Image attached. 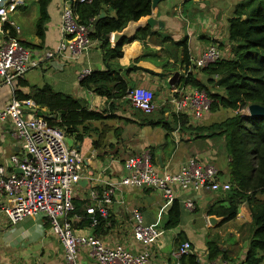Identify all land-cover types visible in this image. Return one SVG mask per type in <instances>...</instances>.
Returning a JSON list of instances; mask_svg holds the SVG:
<instances>
[{"label":"crops","instance_id":"crops-1","mask_svg":"<svg viewBox=\"0 0 264 264\" xmlns=\"http://www.w3.org/2000/svg\"><path fill=\"white\" fill-rule=\"evenodd\" d=\"M69 1H49V17L44 26L43 42L36 33V21L40 14L38 0H23L12 11L10 19L15 35L24 44L31 45L38 53L40 62L39 66L29 69L23 77L13 80L11 85L0 83V109L13 94L16 95V90L31 93L33 86L48 82L55 90L81 98L89 108L102 112L103 118L84 123L86 130L79 143H75L73 136L67 135L71 137V142L67 143L79 147L83 166L81 177L86 180L77 182L74 187L73 198L80 204V209L73 211L70 217L79 232L95 233L87 222L90 218L86 212L88 190L100 189L107 181H117L125 175V158L131 153L148 150L152 162L159 169L168 168L173 171L187 157L194 155L206 162L215 163L222 172L218 158L224 136H195L194 129L195 123L207 124L217 120L216 116L209 113L207 120L210 122L189 119L184 126H180L172 105L168 101V105H164L171 85L166 86L164 79L168 80L175 70L179 71L178 80L183 75V47L176 43L182 38L186 39L190 58L198 56L211 42L225 51L230 43L228 18L233 15L234 6L240 0H160L151 8V13L162 20L163 25H147L155 33H147L144 37L123 43L122 55L116 62L123 67L129 64L137 66L124 74L125 79L131 85L141 84L154 90L158 86L161 88V97L164 95L166 98L162 101L158 99V108L151 112L137 109L128 97L109 100L79 85V73L83 68H104L97 41L93 42L87 52L76 58L58 55L49 59L45 57V49L54 48L61 37V10ZM112 13L113 11L110 14ZM149 15H143L139 19H146ZM143 53L146 55L140 57ZM191 71L203 77V73L197 68H192ZM39 109L48 111L44 105H40ZM164 121L170 125L169 129L163 126ZM84 124L79 125L81 131ZM11 129L8 121L0 123V164L6 163L10 153L22 154ZM226 161L228 162V154ZM175 188L174 199H178L180 203V221L177 225L164 226L172 201H167L161 191L152 187L120 185L115 190L109 207V220L95 234L104 242H123L132 250H138L142 245L133 233L134 218L131 213L132 208L136 207L141 212L143 223L160 230L157 239L150 245L152 264H190L183 261L182 255L177 251L183 240L190 242V253L197 255L199 263L208 264L214 259L227 264H246L252 232V218L246 200L238 203L233 218L222 221L219 212L207 213V208L214 204V208L219 210L221 205H228L225 191L204 188L189 192L178 186ZM187 196H192V209L183 203ZM210 216L215 217L212 222L209 221ZM210 239H214L221 250L213 259L208 258L207 241ZM79 256L80 264H96L85 248L80 251ZM38 261L66 264L63 247L56 234L41 217L25 216L11 223L0 211V264H35ZM257 264H264V258Z\"/></svg>","mask_w":264,"mask_h":264},{"label":"built area","instance_id":"built-area-1","mask_svg":"<svg viewBox=\"0 0 264 264\" xmlns=\"http://www.w3.org/2000/svg\"><path fill=\"white\" fill-rule=\"evenodd\" d=\"M22 1L0 0V83L11 85L13 80L23 77L40 62L38 53L11 33L13 22L10 15ZM71 1L61 10L59 41L54 48L44 51L47 59L55 55L76 58L96 41L90 36L91 26L77 20ZM221 56L219 46L211 42L198 56L190 58L182 74L184 76L192 68H201ZM90 70L89 67L83 68L79 76ZM127 97L143 112H151L156 107L154 91L147 86L134 85L128 90ZM167 101L175 113H183L191 121L200 119L211 106V98L204 88L183 85L179 81L171 84ZM39 107L31 97L13 94L0 109V123H11V133L22 149V154L10 153L6 163L0 164V211L11 223L25 216L48 220L50 229L61 242L66 264H80L79 255L83 248L96 264H152L150 245L160 230L143 223L136 207L131 210L133 233L142 245L136 251L123 242H104L93 231L82 233L76 229L70 214L75 207L73 190L83 169L80 150L77 145L67 143L60 126L49 124L44 116L38 115ZM124 164L127 173L119 180L107 181L100 189L88 190L86 212L90 215L91 227L98 222L96 213L108 217L113 195L120 185L152 187L161 191L167 201L176 197L175 186L195 192L204 188L226 191L231 185L228 179L220 178V169L215 163L194 155L187 157L174 171L159 169L148 150L129 154ZM183 203L189 209L194 207L192 196L183 199ZM177 251L180 255L190 253V242L183 240ZM208 264L227 263L213 259Z\"/></svg>","mask_w":264,"mask_h":264},{"label":"trees","instance_id":"trees-1","mask_svg":"<svg viewBox=\"0 0 264 264\" xmlns=\"http://www.w3.org/2000/svg\"><path fill=\"white\" fill-rule=\"evenodd\" d=\"M49 1L38 0L40 14L36 21V33L42 42L44 26L49 17ZM71 8L78 21L91 26L90 36L98 42L104 63V68H93L81 76L79 85L109 100L127 98L128 90L134 85L125 79L124 74L137 66L129 64L123 67L116 59L122 55L124 42L155 31L148 26L142 27L132 37H123L114 44L110 41V33L124 27L129 20L150 14L152 0H72ZM101 11H105V15L99 17ZM11 33L15 34L13 29ZM228 39L232 53L230 57L221 56L197 68L203 73V77L190 70L178 81L183 85L204 88L211 98V111L234 110V113L210 123L195 124V136H224L228 154V180L231 184L225 191L229 203L221 205L219 210L214 208V204H210L207 213L217 211L222 215L221 220L226 221L235 216L238 203L246 200L252 218L246 264H257L264 258V114H249L247 110L242 111L240 108L247 107L250 103L264 105V0H240L236 3L233 15L228 18ZM176 43L183 47L182 62L186 67L190 62L186 39L182 38ZM145 55L143 53L140 57ZM16 96L31 97L39 106H46L48 111H44L43 116L48 123L60 126L65 135L74 137L75 143L83 138L86 130L84 123L103 118L101 111L89 108L83 99L55 90L48 82L33 86L31 93L16 90ZM175 115L180 126L189 121L183 113ZM81 124L85 125L82 126L83 131L79 129ZM163 126L170 128L165 121ZM94 142L97 144V141ZM73 202L74 211L79 210L80 204L75 199ZM96 216L98 222L94 225L95 233L109 220V216L104 218L97 213ZM45 221L49 225L48 220ZM179 221L180 203L178 199H173L164 226H175ZM87 222H90V218ZM183 238L182 234L181 239ZM207 249L209 259L221 252L214 239L207 241ZM181 257L190 264H199L195 253L183 254Z\"/></svg>","mask_w":264,"mask_h":264},{"label":"water","instance_id":"water-1","mask_svg":"<svg viewBox=\"0 0 264 264\" xmlns=\"http://www.w3.org/2000/svg\"><path fill=\"white\" fill-rule=\"evenodd\" d=\"M160 0H152V7H155ZM105 11L99 13L100 16H104ZM162 20H159L153 13L146 19L129 20L124 27L121 29L113 30L110 33V41L114 44L123 37H132L138 29L144 26L153 27L155 25H163ZM179 71L175 70L169 77L168 81L170 84H175L178 81ZM247 111L249 114H264V105L259 103H250L247 105ZM38 115L43 116L45 113L42 109L37 110ZM86 181L83 177L78 179V182ZM215 217L210 216L209 221L212 222Z\"/></svg>","mask_w":264,"mask_h":264},{"label":"rangeland","instance_id":"rangeland-1","mask_svg":"<svg viewBox=\"0 0 264 264\" xmlns=\"http://www.w3.org/2000/svg\"><path fill=\"white\" fill-rule=\"evenodd\" d=\"M221 49H223V48H221ZM232 55V53L231 52H229V45H227V47H226V49H225V51H224V49H223V54H222V56H226V57H230ZM39 66V65H38ZM170 77V76H169ZM169 77H168V79H169ZM164 84L167 86V84H170L169 83V81L168 80H166V79H164ZM171 86V85H170ZM150 88V87H149ZM152 90H154L153 88H151ZM154 92H155V103H156V101L158 100V99H160L161 101L165 98V96L163 95V97H161L162 96V93H161V88L160 87H156V89L154 90ZM161 98H160V97ZM166 99V98H165ZM166 101V100H165ZM164 101V102H165ZM164 105H168V102H165V104ZM158 108V104H156V107H155V109H157ZM168 108H169V106H168ZM154 109V110H155ZM242 111H246L247 110V107H243V108H240ZM154 110H152V111H154ZM209 113H212V116H216V119H219V118H221L222 116H224V115H229V114H231V113H234V110H232V109H219V110H214V111H209L208 113H206V114H204L201 118H200V120L202 119V121H204V122H210L209 120H207L208 118H209ZM199 120H195V122H198ZM196 124V123H195ZM224 139V138H223ZM65 140L68 142V143H70L71 142V137L70 136H65ZM220 140V138H218V142H220L219 141ZM220 149H221V154H220V158H218V164L221 166L220 168H222L221 170H222V172H220V178L221 179H224V178H226V177H228V162L226 161V155H227V151H226V149H225V147H224V144H221V146H220Z\"/></svg>","mask_w":264,"mask_h":264}]
</instances>
